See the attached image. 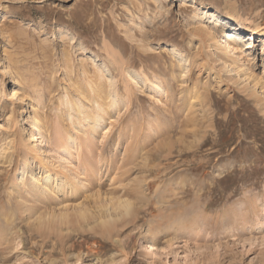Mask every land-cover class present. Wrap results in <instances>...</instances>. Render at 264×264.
Instances as JSON below:
<instances>
[{"label":"rangeland","instance_id":"374dc122","mask_svg":"<svg viewBox=\"0 0 264 264\" xmlns=\"http://www.w3.org/2000/svg\"><path fill=\"white\" fill-rule=\"evenodd\" d=\"M0 264H264V0H0Z\"/></svg>","mask_w":264,"mask_h":264},{"label":"bare ground","instance_id":"6f19581e","mask_svg":"<svg viewBox=\"0 0 264 264\" xmlns=\"http://www.w3.org/2000/svg\"><path fill=\"white\" fill-rule=\"evenodd\" d=\"M211 17H212V23L214 25L213 26L214 28H221V27H224L225 25L228 28V30L223 31V36L221 37V40H220L219 44L217 42V46H218L219 52L221 54H227V53L233 52L235 49H234V47H232V44L237 43V42L232 41L231 39L234 38L235 40H239V36L237 34H235L236 29L239 27V25L238 24L236 26L229 25V23H230L229 21H230V19H232L230 16L229 17H219V16L212 15ZM250 33L252 35H257V31L255 29H252L250 31ZM231 34H233V35H231ZM210 40H215V39L213 37H211ZM238 61L241 62V60H238ZM222 68L225 69L226 67L225 66H222ZM92 93L94 94V97L96 99L99 98L101 94H103L102 91H101V89H98V88L96 90H93ZM33 103H34V101L32 100L30 103L25 104V106H24V108L22 109V112H21L23 115H25L27 117L26 119H27V123H28L27 126L24 128V132L25 133L23 135H29V134H31L30 131H32V129H34L37 124H40L41 123V125H42V121H40L41 119L38 116V114H37V112H36V110H35V108L33 106ZM95 103L96 102L94 101V104ZM36 104H38L37 101H36ZM96 105H97V103H96ZM96 108L99 110L100 107L98 106ZM82 109L83 108L79 106L78 114H80V115H84L85 114L84 111H82ZM84 120L91 122V121L94 120V118L87 116ZM42 127H45V125L43 124ZM74 142H75L74 140L71 141L72 144ZM71 150H70V152H71ZM65 154H67L66 156H69V153L65 152ZM22 165H23V170L22 171H23V173H25L26 172V167L28 166V157L24 156V159L22 161ZM28 177H29L30 181L34 183L33 186L31 185V188L29 190H33L34 188H38V189L44 188L45 190L47 189V191H50L54 198L57 197L58 193L64 194L67 191L68 192L70 191V193H73L74 194L76 192V190L74 188L79 183L78 182V175H77V173H73L70 177H68V176L67 177H65V176L59 177L57 175V173H45L43 171L42 173H36V174H34V172L30 171V174H29ZM54 181H58L59 185H57L55 189L52 186H49L48 187V183L49 182H52L53 183ZM98 196H99V198L97 200L100 202L101 196L100 195H98ZM96 197H97V195H96ZM111 198L109 200L103 199L104 201H102V209H103V213L105 215H103L102 212L99 213V215L102 214L103 217H106L107 218L106 222L107 221L113 222L115 220V219H113L114 218L113 215H115V213L117 212V210L123 209V212H124V211H127L128 209H130L129 207L131 206L130 203H129V201L127 199L126 200L125 199L123 200L122 198H119L118 197L119 199L117 200V198H116L115 202L116 201L117 202L114 203L113 202L114 200L112 201ZM85 212H84V216L86 214ZM118 212H121V211H118ZM80 214H82V212ZM118 215H120V213H118L117 216ZM81 216L83 217V215H81ZM63 218H65V220H66V217H63ZM106 222L104 220V222H103L104 225H105ZM101 223H102V221H101ZM107 225H109V224L107 223Z\"/></svg>","mask_w":264,"mask_h":264}]
</instances>
